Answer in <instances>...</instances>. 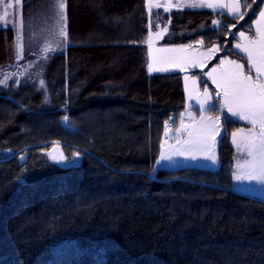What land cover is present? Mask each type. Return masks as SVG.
<instances>
[{"label": "trees", "instance_id": "trees-1", "mask_svg": "<svg viewBox=\"0 0 264 264\" xmlns=\"http://www.w3.org/2000/svg\"><path fill=\"white\" fill-rule=\"evenodd\" d=\"M23 3L21 35L0 27V81L14 77L0 83V264H264V200L232 189L245 124L221 115L217 169L156 167L185 98L181 72L148 71L146 43L167 28L161 45L217 46L209 65L247 68L235 34L264 2L240 0L243 19L145 0Z\"/></svg>", "mask_w": 264, "mask_h": 264}, {"label": "snow or ice", "instance_id": "snow-or-ice-1", "mask_svg": "<svg viewBox=\"0 0 264 264\" xmlns=\"http://www.w3.org/2000/svg\"><path fill=\"white\" fill-rule=\"evenodd\" d=\"M2 2V0H0ZM19 3V0H16ZM264 2V0H262ZM155 7H161L160 4L153 5ZM189 6L191 7H209V8H225L228 12L237 16L239 19L244 18V13L241 12L240 0H231L230 4L212 3L209 0H194ZM6 7H12L11 4ZM59 8L63 10L65 8L64 0H59ZM165 11H168V7H165ZM7 12L3 16H0V21L5 20ZM65 19V17H61ZM214 23H218L214 21ZM256 24V36H247L244 32H240L239 36L242 40L246 41L245 44L237 43L235 47L246 53L247 62L249 65L248 72H245L244 65L237 63L236 61L223 59L220 61L219 69L213 68L207 75L213 80L214 83L222 89L223 92V107L227 109V112L231 116L239 117L242 120L248 121L253 125V129L259 127V132L250 130L246 135L242 134V130H238L241 134L238 139V132L232 133L233 143L236 144L238 150L246 152L250 159H246L243 165H238L242 169V174L237 175L236 179H248L255 180L258 183H264V11L259 12V19L255 21ZM235 27V25H233ZM167 32V28L155 33L157 39L162 38L163 34ZM62 36L67 38V32L62 29ZM149 45V56L152 60L148 64V71L160 72L167 71L168 66L180 68L185 70V63H191L193 67L199 66L197 62L190 61L186 57L180 56H153L151 52L152 48V34H149L147 41ZM18 47H20L18 45ZM190 47V46H188ZM183 48H160L157 49L160 53H173L183 51ZM219 51V49H215ZM213 49H209L208 55L210 56ZM230 67L224 68V65ZM254 70L255 76L251 73ZM188 77H185L186 86ZM193 84L195 79H193ZM191 95V93H190ZM219 96L220 94L217 93ZM205 99L200 101V110H205V105L211 98L207 88L204 91ZM211 108H215V105H210ZM67 120V117L64 118ZM192 119H195L194 117ZM228 117H225L227 120ZM200 127L189 133L190 139L186 142L190 147L175 149L177 155H191L195 158L194 153L199 151L206 158L215 161V154L212 152L213 145L215 144V137L220 135V118L216 117L212 119L210 117H201L198 122ZM181 127L183 128V121H181ZM179 131V130H178ZM165 135H167V127ZM193 137H195L193 139ZM163 147V145H162ZM51 158L55 161L56 156ZM161 158H167L164 153H161ZM60 161L63 160L61 156Z\"/></svg>", "mask_w": 264, "mask_h": 264}, {"label": "crops", "instance_id": "crops-1", "mask_svg": "<svg viewBox=\"0 0 264 264\" xmlns=\"http://www.w3.org/2000/svg\"><path fill=\"white\" fill-rule=\"evenodd\" d=\"M14 1H16V0H2V2H0V6H3V4L7 5L8 3L14 2ZM161 1L164 2L166 4V6H175V8H178V9H209V10H213V11H219L220 13H224V14H230L228 12L227 7H225V8H218V7L209 8V7H191V6H189L191 3L194 2V0H161ZM209 2H212V3L219 2V3H223V4H230L231 0H209ZM64 3L66 6V0H64ZM19 4H20V9H22L21 7L24 6L23 0H19ZM48 6H59V0H49ZM145 6H147L148 10H152V9L156 8V7H152L151 5H149V0H145ZM64 9H63V11H64ZM0 10H1V8H0ZM240 10H241V8H240ZM260 11H264V4H263ZM258 19H259V13H258L257 17L254 19V21L251 23V29L252 30L251 31H243L247 36H250V37L256 36L255 21ZM237 34L238 33L235 34L236 42L234 44V48L239 54H241L243 57H245V59L247 61L246 53H244L243 51H241L240 49H237L235 47V45L237 43H241V44L246 43V41L242 40L241 37L237 36ZM164 35H165V33L163 34V36ZM163 36H162V38H163ZM188 46H190V47H188ZM166 48H174V49L183 48L184 49L183 51L166 53V55L186 57L190 61H196L199 65V66L193 67V69H191L189 67L191 65V63H185V65H184L185 70H183V71L180 68L168 66V70L163 72V73L181 72L183 74V90H184V98H185V107H184V111L181 114L180 119H179L176 127L179 126L181 121H183V123L187 124L189 121L200 120L202 116L203 117H211L212 119H215L216 117L220 118V116L223 113H226L232 119L245 124L244 127L238 129V130H242V134L246 135L250 130L255 131L257 133L259 132L258 126L255 129H253V125L250 122L242 120L236 116H231V114L227 112V109L223 107L222 89L220 87H218V85L216 83H214L213 80L207 75V73L211 72L213 68L219 69L220 61L223 59H221L218 63H216L214 65H209V63L213 59H215L216 56L219 54V51L215 52L213 50V53H211L210 56H203V59H202L201 56L203 55V53H208L209 49H213V47L208 48V49H203L197 45L181 44V45L166 46ZM227 60H232V59H227ZM232 61H236V60H232ZM236 62L241 64L238 61H236ZM228 67H230V66L227 64L224 65V68H228ZM248 69H249V65L247 62V68H245L246 73L248 72ZM192 71L202 72L201 74L203 76L202 78L204 81V84L202 86L200 84L199 79L190 73ZM151 73H156V72H151ZM251 74L253 76H255L254 70L252 71ZM185 77L189 78L187 81V86H188L189 91L191 92V95L186 90ZM193 79H195L194 84L192 82ZM205 88H207L208 93L210 94L211 98L207 102L208 105L206 106V109L201 111L200 107H199L200 105H198V102H200L202 95H203V98L205 99V97H204ZM217 93H219L220 95L218 96ZM204 99H202V100H204ZM210 105H218V107H215V108L219 109L218 115H213L211 113L206 112V111L211 109ZM193 117L195 119H192ZM176 127H174V128H176ZM238 130H236L235 132H238V139H239L241 133ZM179 131H180V128H179ZM182 136H184V131L179 132L178 138H180ZM215 141L218 142V140H216V138H215ZM231 145L233 147V152H234L232 189L235 192L237 191L233 188V186H235L236 184H237V186H240V188H246V186H251V187L257 186V189L254 193H249V191H247L245 189H241L240 190L241 192H239V191H237V192L240 194L246 195V196L255 197L258 199H263L264 197H262V196H264V183H258L255 180L250 181L248 179H241V180L236 179L237 175L242 174V169L239 168L238 165H243L244 161L246 159H250V157H248L246 152L243 151L242 149L241 150L237 149L236 144L233 143L232 135H231ZM215 156H216V154H215ZM213 163H214V161H213ZM194 164H197V163H194ZM186 166H189V165H186ZM190 166L199 167L196 165H190ZM218 166H219V162L215 168L217 169Z\"/></svg>", "mask_w": 264, "mask_h": 264}, {"label": "rangeland", "instance_id": "rangeland-1", "mask_svg": "<svg viewBox=\"0 0 264 264\" xmlns=\"http://www.w3.org/2000/svg\"><path fill=\"white\" fill-rule=\"evenodd\" d=\"M8 4H11L12 7H6V5H4V4H3V6H0L1 7L0 16H3L4 13L7 12V16H6L5 20L0 21V27H9V26H12L15 23L14 27L17 29L16 30V34L17 35H21V33H20L21 27L19 26V24L22 21V18H21L22 14H21V9H20V4L17 3L16 1L10 2ZM155 4H160L162 9H164V10H165V7H168V10H170L172 8H175V6H166V4L164 2H162L161 0H149V5H151L152 7H155V6H153ZM161 7H156V8H161ZM61 11L63 12V10H61ZM16 17H18V18L16 19ZM80 20H82V26H84L85 30L86 29L88 30L91 27L89 25V23H87V22H89L87 16L85 17V15H84V16L80 17ZM159 31H161V30H159ZM240 32H243V31H239L237 36H239ZM155 33H156L155 31L154 32L151 31L152 41H153L152 48H151L152 55L153 56H168V55H166V53H160V52L157 51V49L166 48V46H163V45L160 44L161 38L157 39L155 37ZM69 38H70V41H71V35L69 36ZM148 38H149V35L147 37L146 43L148 41ZM16 41H17V43L19 45L20 44V37L19 36L16 38ZM147 45H148V43H147ZM217 48H218L217 46H214L213 50L215 52H217L215 50ZM149 51H150V49H149ZM203 56H209V55H208V53H203V55L201 56L202 59H203ZM151 62H152V60L150 58V63ZM33 66H35V65H32L31 68L34 69ZM189 67L191 69H193L192 64ZM41 69H34V70L27 69L26 72L27 73H29V72H39V73H36V75L37 76H42V74L44 73V64H43V67ZM163 72L164 71H160V72H156V73H163ZM11 78H12V76H7L6 75V76H4L2 81H0V83L2 85L6 86L8 80H10ZM16 85H18V82L16 83ZM38 86H39V88H41V84L40 83L38 84ZM186 90L188 91L189 94L191 93L189 91V89H188V86H186ZM202 99H204L203 95H202V98L200 99V101H202ZM198 105H200V102H198ZM207 105L208 104L205 105V109H206ZM215 106L218 107V105H215ZM172 120H173L172 118L170 120H168V121L171 122V126L170 127L165 126V127H167V135L164 136L165 138H164V140L162 142L163 147L161 146V152L159 154L156 167L157 168L172 169L173 170V169H178V168H181V167H186V165H189V166L190 165H196V166H199L200 168L214 169L218 165L217 149H218V144H219V141H220V138H221L220 136L223 134V130H222V126H221V116H220V131H221V135H217L215 137L216 140H218V142H215V144L213 145V148H212V152L214 154H216V156H215L216 157V159H215L216 161H214V163H213V160L206 158L199 151H196L194 153L195 158H192L191 155H187V154H185V155H177V154H175V149H182V148L190 147V145H188L186 143L190 139L189 133L193 132L195 129L200 127V124L198 122L201 119L198 120V121H189L187 124L183 123V125H184L183 128L181 127V122H180L178 127H176V128L172 127V123H173ZM179 128H180V131H184V136H182L180 138H178V135H179V132H180V131H178ZM165 132H166V130H165ZM194 138L195 137H193V139ZM161 153H164L167 158L162 159L161 158ZM194 163H197V164H194ZM233 188L235 190L239 191V192H241L240 191L241 189H245V190L249 191V193H254L256 191V189H257V186H255V187L246 186V188H240V186H237V184H236L235 186H233ZM262 197H264V196H262Z\"/></svg>", "mask_w": 264, "mask_h": 264}, {"label": "built area", "instance_id": "built-area-1", "mask_svg": "<svg viewBox=\"0 0 264 264\" xmlns=\"http://www.w3.org/2000/svg\"><path fill=\"white\" fill-rule=\"evenodd\" d=\"M166 126H171V122L170 121H168L167 123H166Z\"/></svg>", "mask_w": 264, "mask_h": 264}]
</instances>
